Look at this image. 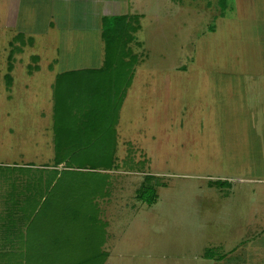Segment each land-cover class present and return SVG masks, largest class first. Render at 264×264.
I'll return each instance as SVG.
<instances>
[{"label":"rangeland","instance_id":"1","mask_svg":"<svg viewBox=\"0 0 264 264\" xmlns=\"http://www.w3.org/2000/svg\"><path fill=\"white\" fill-rule=\"evenodd\" d=\"M35 2L0 0V264H48L29 252L32 235L17 212L25 204L16 210L12 197L32 193L20 194L28 175L17 179L15 169L66 170L65 162L55 164L56 101L86 99L94 79L64 71L104 52L98 35L42 33L50 10ZM130 5L140 26L130 43L138 60L130 87L120 80L111 166L73 169L80 174L72 198L97 191L106 264H247L251 251L264 250V95L261 81L253 84L264 56L256 38L264 33V0ZM32 12L42 22L31 31L41 34L21 38ZM247 45L251 67L242 65ZM150 184L153 204L140 197ZM220 253L226 259L207 258Z\"/></svg>","mask_w":264,"mask_h":264},{"label":"trees","instance_id":"2","mask_svg":"<svg viewBox=\"0 0 264 264\" xmlns=\"http://www.w3.org/2000/svg\"><path fill=\"white\" fill-rule=\"evenodd\" d=\"M134 20L138 21L137 15L103 19L104 65L100 69L83 72L93 75L94 79L92 92L80 100L85 102L83 106L74 99L72 104H68L64 98H57L55 164L58 166L65 162L66 170L15 169L17 179L28 175L24 192L22 190L20 194L32 193L22 199L12 197L15 206L21 202L25 204L18 210L17 206L15 208L22 213L20 216L27 226L25 234L32 235L29 252L44 262L46 259L48 264H66L65 259L68 264H106L108 255L101 248L107 225L100 219V210L94 203L97 191L92 190L83 198L74 200L72 195L80 173L73 169H107L111 166L112 146L116 142L114 127L124 97V92L120 94L123 89L120 80L123 77L129 79L123 86L130 87L138 60L130 47L132 32L140 29V26L133 25ZM18 36L22 38L24 34ZM108 72L113 74L111 82ZM141 193L142 200L148 204L155 203L156 189L152 184L144 186ZM14 215L8 214L7 226H15ZM19 233L22 240L25 234L22 230ZM78 238L82 241L80 246ZM79 252L82 253L81 260Z\"/></svg>","mask_w":264,"mask_h":264},{"label":"crops","instance_id":"3","mask_svg":"<svg viewBox=\"0 0 264 264\" xmlns=\"http://www.w3.org/2000/svg\"><path fill=\"white\" fill-rule=\"evenodd\" d=\"M33 1V0H31ZM28 4V3H25ZM32 4V3H31ZM33 8H49L50 15L46 18H44V23L46 24L45 27H43L42 33H49V30H59L61 31L63 35V39H72V33L79 32L82 35L86 33V36L88 37H94V35L100 36V38L103 41L102 38V23L103 19L105 17H111V16H118V15H130L128 12L127 7L129 8L130 0H37L33 5H31ZM121 8H124L122 11ZM19 14V13H18ZM37 15L35 12H32V15ZM131 16H133L131 14ZM30 22V21H28ZM28 22L22 21L21 23L28 24ZM42 22L40 19V16L37 15L35 18H33V21L29 23L28 26L19 27L18 34H25V33H31L30 35H38L41 33H37L31 31L32 29H38L39 27H36L35 24ZM20 23V24H21ZM65 33H67V36L64 37ZM70 33V34H69ZM249 33H251L249 29ZM69 36V37H68ZM98 36L96 38H98ZM95 38V39H96ZM258 40V45L262 46V42L264 40V33L260 34ZM247 39L251 41V34L247 35ZM248 41V42H249ZM68 43V42H65ZM104 43V41H103ZM264 44V43H263ZM264 50V46H262ZM248 48V49H247ZM247 51L248 54L247 61H243L244 63L242 65L246 64L250 65L251 67V59L252 56L255 55L253 50H251V45H247ZM253 49V48H252ZM262 50H260L261 52ZM259 52V53H260ZM263 53V52H262ZM264 54V53H263ZM101 54L93 55L92 58H94L95 61H89L86 64L82 63V66L74 65L73 67L67 68V71H64L66 73L70 72H84V71H90V70H97L100 69L104 65V52ZM244 59V58H243ZM238 65V64H235ZM254 65V64H252ZM254 66L258 71L261 73L254 76V82L253 84L257 83L259 84V80L261 81L263 92L259 93V96L264 95V56L263 59L259 62V64H256ZM244 77L247 79H251V69L247 68L245 71ZM86 94V93H84ZM257 251H251V260L248 259L247 264H264V250L258 251L259 249L256 248ZM210 260H213L214 258L218 259H226V256L222 253L218 257L214 255H210Z\"/></svg>","mask_w":264,"mask_h":264}]
</instances>
